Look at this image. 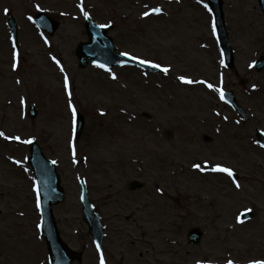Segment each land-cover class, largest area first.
<instances>
[{
  "label": "rangeland",
  "instance_id": "374dc122",
  "mask_svg": "<svg viewBox=\"0 0 264 264\" xmlns=\"http://www.w3.org/2000/svg\"><path fill=\"white\" fill-rule=\"evenodd\" d=\"M197 1L0 0V264H50L31 139L61 176L65 199L53 210L63 241L83 253L73 264H101L102 256L105 264L264 261V148L255 135L264 130V69L251 68L264 55V16L258 0H223L236 55L228 70L208 0ZM40 10L59 22L53 35L33 22ZM7 11L18 23V49ZM85 12L110 25L118 52L169 70L81 67ZM232 87L251 120L222 101ZM78 113L85 126L75 136ZM80 177L106 226L103 253L83 219ZM135 180L145 186L133 191ZM193 226L204 231L197 245L187 242Z\"/></svg>",
  "mask_w": 264,
  "mask_h": 264
},
{
  "label": "water",
  "instance_id": "95a60500",
  "mask_svg": "<svg viewBox=\"0 0 264 264\" xmlns=\"http://www.w3.org/2000/svg\"><path fill=\"white\" fill-rule=\"evenodd\" d=\"M214 8L217 25L219 29V39L224 47L225 56L227 58L228 64L231 68L234 67V54L230 46L229 35L225 28V22L223 19L222 1L221 0H210ZM262 10L264 12V0H259ZM9 24L11 25L12 32L14 36L17 35V25L12 14L8 15ZM36 21L38 24L53 33L58 23L52 20L44 13H39L36 16ZM87 28L90 32V41L88 43H83L80 45V59L83 65L87 64V59L90 58L96 63H100L105 67H112L113 65L122 62L124 60H129L130 62H136L134 59L121 55H118L115 51L113 41L110 37L106 35V29L101 26L96 25L91 19L88 20ZM143 66L150 67L152 69H157L149 64L140 63ZM264 65V58H261L256 67L261 70ZM226 98L231 102L239 111V113L247 118L245 110L240 107L232 92L226 94ZM33 116L36 113V109L32 106L31 112ZM83 128V117H80L79 123V133ZM261 141L264 142V135L260 134ZM31 163L34 171L38 178L39 190L41 193V211L43 216V234L48 243L50 250V258L52 264H71L72 260L75 258L80 259V254L71 253L66 245L60 240L55 221L53 219L52 205L59 203L64 198V192L60 188V177L57 174L53 163L47 160L39 145L35 142L31 145ZM83 186L82 198L84 204V214L85 220L89 224L90 232L95 237L99 247H101V241L103 237V226L100 217L93 209L91 205L85 183L81 181ZM135 188H140L141 184L136 183ZM201 232L199 228H194L189 232L190 241L193 243H198L200 241Z\"/></svg>",
  "mask_w": 264,
  "mask_h": 264
},
{
  "label": "snow or ice",
  "instance_id": "6c2138e0",
  "mask_svg": "<svg viewBox=\"0 0 264 264\" xmlns=\"http://www.w3.org/2000/svg\"><path fill=\"white\" fill-rule=\"evenodd\" d=\"M152 11H153V12H160L161 9L156 8V9H153ZM84 14H85L86 17L89 15L87 12H85ZM145 15L147 16L148 13H145ZM54 59H55V58H54ZM142 62H147V61H142ZM57 63H59V61H57ZM154 66H155V67H160L159 64H156V65H154ZM101 67H104V65H101ZM168 70H169L168 68H164V71H165V72H167ZM114 78H115V77H114ZM180 79H181V80H184V81L187 82V83H192V82H193V81H191L190 79H186L185 77H181ZM208 87L211 88V87H213V86H212L211 84H209ZM222 94H223V93H222ZM69 95H71L70 92H69ZM73 112L75 113V107H74V106H73ZM3 135H4V133H3V132H0V136H3ZM16 139H19V137H16ZM30 142H31V141H29V143H30ZM17 163H19V161H17ZM53 163H55V161H53ZM195 167L200 168V165L197 164V165H195ZM213 171L225 172V173H227L229 176H233V175H234V172H233V170H232L231 168L223 167V166H221V165H217V166L213 169ZM236 186L239 187V186H240L239 183H237ZM101 264H105V262H104V260H103V256L101 257ZM229 264H233V262L230 261ZM253 264H264V261H255V262H253Z\"/></svg>",
  "mask_w": 264,
  "mask_h": 264
},
{
  "label": "bare ground",
  "instance_id": "6f19581e",
  "mask_svg": "<svg viewBox=\"0 0 264 264\" xmlns=\"http://www.w3.org/2000/svg\"><path fill=\"white\" fill-rule=\"evenodd\" d=\"M140 1L141 0H130L131 4H133V5H138L139 4L138 2H140ZM201 46L203 48H206V49L209 48L208 42H206V41H202Z\"/></svg>",
  "mask_w": 264,
  "mask_h": 264
}]
</instances>
